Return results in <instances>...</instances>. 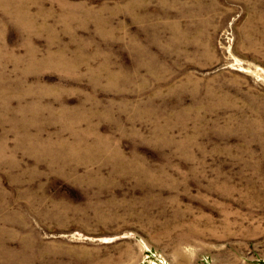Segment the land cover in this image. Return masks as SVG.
<instances>
[{"label":"rangeland","instance_id":"obj_1","mask_svg":"<svg viewBox=\"0 0 264 264\" xmlns=\"http://www.w3.org/2000/svg\"><path fill=\"white\" fill-rule=\"evenodd\" d=\"M0 264H264V0H0Z\"/></svg>","mask_w":264,"mask_h":264}]
</instances>
